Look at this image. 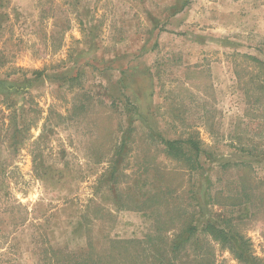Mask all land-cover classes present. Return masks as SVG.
<instances>
[{"label": "rangeland", "instance_id": "1", "mask_svg": "<svg viewBox=\"0 0 264 264\" xmlns=\"http://www.w3.org/2000/svg\"><path fill=\"white\" fill-rule=\"evenodd\" d=\"M158 138L194 140L202 167ZM183 212L264 264V0H0V264L88 245L128 264L111 240L146 233L165 256ZM197 228L141 264H242Z\"/></svg>", "mask_w": 264, "mask_h": 264}, {"label": "trees", "instance_id": "2", "mask_svg": "<svg viewBox=\"0 0 264 264\" xmlns=\"http://www.w3.org/2000/svg\"><path fill=\"white\" fill-rule=\"evenodd\" d=\"M29 81L30 80H26L27 83H29ZM1 84L5 85L4 83H1ZM29 87L30 86H26L20 90V89H16L15 84L10 83L7 90L16 89L17 91H22L26 93L29 90ZM14 125H15V121H14ZM16 133H19V131L18 132L15 131V134ZM16 136L18 137L19 135L16 134ZM158 140H159V145L163 146L164 154H166L167 156H171L173 159H176L177 161H183V162L186 161L192 164L197 169L202 167V164L200 163L199 158H200V155H202V153L204 152L199 150L198 145H197L198 143L195 142L194 140H187L186 142H181L180 140H170V139L165 140L162 138H158ZM124 146H125V141L122 142V145H120V149L117 151V153L114 154V157L111 161L112 163L111 169L108 171L110 172L109 174L111 176H114L116 171L118 172L122 171V167L119 169L116 167V165H117V161H119V159L125 155ZM158 193H155L152 197H149V198L147 197L148 201L149 200L153 201L152 207H154L153 208L154 211H157V209L162 204L161 202L156 200V196ZM236 202L232 204L233 207L238 205ZM246 202L248 201L240 200L239 204L243 205ZM119 205L124 207L127 204L125 202H121ZM156 205L158 206V208ZM181 215L185 217L183 220H182V216H179V215H176L174 217L173 215H170L169 217L170 221L174 220L176 217L177 219H180L183 222V224L181 228L178 229L181 231V235H177L176 237H174L173 243L170 246L171 251L170 253H167L168 255L163 256L164 252L156 244V243L160 244L163 240H161L160 236L153 234V233L151 234L146 233L144 235L148 239V241L144 239H141V240L140 239H112L110 245L113 247V250L115 252L110 249L109 255L112 258H120L123 260L128 259L129 260L128 264H141L142 262L141 259L143 258L142 254L144 255V257H148L147 254L150 251H152L155 254V256L159 258L160 260H163L164 262H169L171 260L176 259V257H178L179 254L181 253L184 245L192 240L191 237L193 234H196L197 229H198L197 226L199 225V227L204 228L200 230V232L212 234L213 238L216 240H219L221 245L226 246L229 252L232 253L233 256L237 258L242 264H262L261 260L251 255L248 243L247 241H244L243 237L231 234L230 227L229 228L222 227V225L220 224L219 226L218 225L216 226L211 223L209 224L206 223L207 225L204 227V224L203 223L199 224L198 218H195V213L188 214V213L183 212ZM154 228H155V225L153 226L152 229ZM158 230H161V229L158 228ZM153 232H156V231L154 230ZM146 241H147L146 243L147 245H144L143 247L138 249V245L144 244ZM151 241L155 243H150ZM92 250H93L92 245H88L86 249L80 250L79 253H70V254H67V256H65L63 252H59L61 253V255L57 259L54 256L56 252L51 251L52 256L51 257L49 256L50 257L49 260H51L52 258H55L57 260L56 264H108V262H105L108 260V258L103 257V256L97 257L96 261H94ZM160 264H163V263H160ZM168 264H171V263H168ZM172 264H177V263L175 261Z\"/></svg>", "mask_w": 264, "mask_h": 264}]
</instances>
